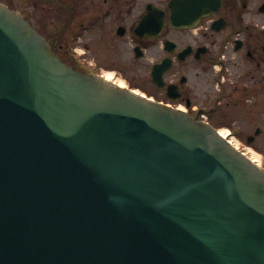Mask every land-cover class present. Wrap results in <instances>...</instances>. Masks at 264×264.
Listing matches in <instances>:
<instances>
[{"label": "water", "instance_id": "95a60500", "mask_svg": "<svg viewBox=\"0 0 264 264\" xmlns=\"http://www.w3.org/2000/svg\"><path fill=\"white\" fill-rule=\"evenodd\" d=\"M221 2H177L170 23ZM0 264H264V171L198 116L73 69L0 3Z\"/></svg>", "mask_w": 264, "mask_h": 264}, {"label": "flooded vegetation", "instance_id": "af4514ba", "mask_svg": "<svg viewBox=\"0 0 264 264\" xmlns=\"http://www.w3.org/2000/svg\"><path fill=\"white\" fill-rule=\"evenodd\" d=\"M180 1L0 3L22 13L64 58L71 59L70 42L86 34L91 42L85 47L102 65L126 63L127 58L117 62L113 54L130 50L140 81L155 100L204 114L212 127L227 128L247 146L257 145L264 135V0H222L215 11L199 17L196 28L170 24L171 7ZM184 13L180 9V16ZM143 19L144 30L137 34ZM159 21L163 29L158 34ZM166 60L170 66H161L160 82H154V66Z\"/></svg>", "mask_w": 264, "mask_h": 264}, {"label": "rangeland", "instance_id": "374dc122", "mask_svg": "<svg viewBox=\"0 0 264 264\" xmlns=\"http://www.w3.org/2000/svg\"><path fill=\"white\" fill-rule=\"evenodd\" d=\"M129 39V38H126ZM91 42V35L86 34L83 36H80L79 38L74 39L70 42V45L72 47L71 53L75 51L78 55H80V59L89 67L96 66V72L98 73H104L105 70L107 71H114V78L117 81H122L123 84L129 88L136 89L139 92H146L147 90L144 87V83L140 81V75L138 72V68L136 65H133L132 63V55L130 50L125 51V53L122 55L120 52H114V60L123 62L121 59L123 56L127 58L125 61L126 63H117L116 65H102L99 60L94 58V54L90 51V49L85 47V44L90 45ZM75 54V53H74ZM104 55V53L100 54ZM105 59V58H102ZM65 61L71 62L69 58H64ZM107 61H110L107 59ZM148 95V94H147ZM223 121V120H222ZM220 121L217 120V124H219ZM235 137V143L240 146L245 152H247L251 157H254V155L257 156V162L264 166V135L262 138L258 141L257 145L254 146H247L241 139L242 136H239L237 134H233Z\"/></svg>", "mask_w": 264, "mask_h": 264}, {"label": "bare ground", "instance_id": "6f19581e", "mask_svg": "<svg viewBox=\"0 0 264 264\" xmlns=\"http://www.w3.org/2000/svg\"><path fill=\"white\" fill-rule=\"evenodd\" d=\"M102 76H103L104 78H106L107 80L112 81V82H114L115 84H118V85L121 86V87H125V85L123 84L122 81H117V80L113 79V78H114V72H111V71H104V73H103ZM135 91H136V90H135ZM136 92H138V91H136ZM219 134H220L222 137L227 138V136H228V131H227V129L222 128L221 130H219ZM232 140L235 141L234 138H232ZM230 143H232V141H230ZM251 160H252L253 162L257 163V161H258V160H257V156L254 155V157H251Z\"/></svg>", "mask_w": 264, "mask_h": 264}]
</instances>
